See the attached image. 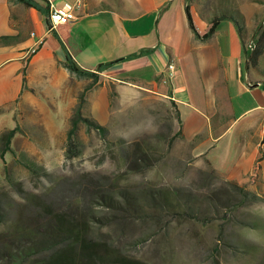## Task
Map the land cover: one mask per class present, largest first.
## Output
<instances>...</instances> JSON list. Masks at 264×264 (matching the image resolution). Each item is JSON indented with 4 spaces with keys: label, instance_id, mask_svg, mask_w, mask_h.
<instances>
[{
    "label": "crops",
    "instance_id": "1",
    "mask_svg": "<svg viewBox=\"0 0 264 264\" xmlns=\"http://www.w3.org/2000/svg\"><path fill=\"white\" fill-rule=\"evenodd\" d=\"M32 1L37 7L0 0V39L12 37L0 42V133L11 129L5 122L16 112L43 115L39 126L50 135L57 110L64 112L68 125L78 95L91 82L71 75L65 67L70 56L82 70L99 75L87 100L91 117L101 125L110 117L113 87L123 106H132L144 92L153 93L174 104L194 156L211 166L218 160L211 158L212 151L236 128L243 142L241 157L230 168L213 169L244 185L259 161L257 180L248 188L264 196V80L252 77L233 20H220L215 33L202 39L212 29V19L227 11L243 17L251 35L257 28L252 19L263 11L264 0ZM49 4L74 11L77 19L51 29ZM37 41L38 52L26 58ZM108 63L114 64L98 71ZM171 64L176 69L172 77ZM246 169L251 172L241 182Z\"/></svg>",
    "mask_w": 264,
    "mask_h": 264
},
{
    "label": "rangeland",
    "instance_id": "2",
    "mask_svg": "<svg viewBox=\"0 0 264 264\" xmlns=\"http://www.w3.org/2000/svg\"><path fill=\"white\" fill-rule=\"evenodd\" d=\"M225 4L231 6L220 3ZM251 24L264 27V8ZM251 36L257 40L259 30ZM258 68L250 67V73L264 80V56ZM56 117L51 135L39 126L43 115L16 112L5 122L11 129L20 122L23 131L13 143L18 160L6 157L10 176L19 185L9 181L0 159V233L22 212L27 218L34 214L30 196L69 213L76 202L87 200L93 201L96 237L117 247L123 264H264V200L243 199L226 183L233 181L214 172L241 157L243 142L236 128L212 151L211 158L218 160L211 166L194 156L192 144L175 136L179 123L169 101L144 92L135 104L123 106L117 97L103 125L106 139L83 128L81 154L67 160L68 125L64 112L57 110ZM22 153L45 170H29ZM250 172L245 170L241 182ZM104 193L113 206L99 198ZM128 202L137 206L133 217L124 209Z\"/></svg>",
    "mask_w": 264,
    "mask_h": 264
},
{
    "label": "trees",
    "instance_id": "3",
    "mask_svg": "<svg viewBox=\"0 0 264 264\" xmlns=\"http://www.w3.org/2000/svg\"><path fill=\"white\" fill-rule=\"evenodd\" d=\"M16 1L27 7H37V4L32 0ZM227 12L228 13H222L219 17L215 16L212 19V29L207 35L202 37V39H209L215 33L220 20H233L239 26L249 67L259 69V61L264 56V27L254 31L256 33L259 30V37L257 40H254V37L247 34L244 28L243 24L245 19L243 17L231 16L229 14L230 11ZM187 15L192 30L196 37L199 38L200 36L195 29L189 7H187ZM240 23H242V27ZM11 40L12 37H2L0 42L6 44ZM250 41H254L255 43L253 51L247 49V45ZM113 64L114 63L102 64L99 66L98 71L102 72L107 70ZM65 67L71 75L76 76L78 79H87L92 82L78 95L77 106L73 109L68 122L65 157L67 160H70L81 154L79 152L78 140L80 138V131L83 128H85L87 133L96 131L104 140L107 137L108 129L93 119L88 111L89 102L87 100V93L99 82V75L94 72L82 70L70 56L67 57ZM117 97L118 94L113 88L110 95L111 104ZM171 105L174 109L175 119L180 125V129L175 136L182 137L185 140L181 130L179 113L175 109L174 104L172 103ZM22 131L23 128L16 121L15 128L6 129L0 133V159L5 165L4 170L7 174L6 176H8L9 181L13 185H17L18 183L10 176L6 157L10 154L18 160L13 143ZM121 146L120 143V147ZM21 158L27 168L32 172L45 170L36 162L31 161L26 153H22ZM134 162L135 161H133V163ZM260 170V162L258 161L256 163L255 174L250 177L247 184L239 185L233 182L226 183L245 200L247 199L252 202H257L261 198L264 200L260 195L248 190V186L256 182ZM214 172L215 174L217 173L216 171ZM98 196L104 202L113 206V199L110 195L104 193ZM166 199L167 198L163 195V201L167 202ZM27 200L33 205L34 214L27 218L22 212L14 225L0 233V264H123V257L118 251V248L108 241L99 239L95 235L93 221L91 219L93 201L87 202L86 200V202H82V200H80V202H76V204L73 205V211L69 213L63 210L55 211L50 204L45 203L40 198L30 196ZM126 205L127 207L124 209L133 217V211L137 210V206L134 203L129 204V202L126 203ZM165 205L168 206L167 203ZM119 207H121V205H119ZM117 209L120 208L117 206ZM2 216L3 212L0 204V219ZM47 253H49V255L35 259L38 255Z\"/></svg>",
    "mask_w": 264,
    "mask_h": 264
},
{
    "label": "built area",
    "instance_id": "4",
    "mask_svg": "<svg viewBox=\"0 0 264 264\" xmlns=\"http://www.w3.org/2000/svg\"><path fill=\"white\" fill-rule=\"evenodd\" d=\"M77 16L74 11L67 10L64 8L56 7L52 4H49L48 7V20L51 25V29L57 28L61 25H67L71 22L75 21ZM254 41H250L247 45V49L249 51H253ZM41 45V41H37L35 46L27 50L25 56L26 58H30L38 52L39 46ZM170 76L172 77L176 71L175 66L173 64L169 65Z\"/></svg>",
    "mask_w": 264,
    "mask_h": 264
},
{
    "label": "bare ground",
    "instance_id": "5",
    "mask_svg": "<svg viewBox=\"0 0 264 264\" xmlns=\"http://www.w3.org/2000/svg\"><path fill=\"white\" fill-rule=\"evenodd\" d=\"M254 48H255V44H254V46H253V50H254Z\"/></svg>",
    "mask_w": 264,
    "mask_h": 264
}]
</instances>
